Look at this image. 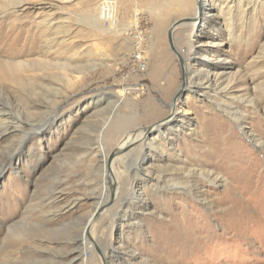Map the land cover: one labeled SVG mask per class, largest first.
Listing matches in <instances>:
<instances>
[{
	"label": "rangeland",
	"instance_id": "rangeland-1",
	"mask_svg": "<svg viewBox=\"0 0 264 264\" xmlns=\"http://www.w3.org/2000/svg\"><path fill=\"white\" fill-rule=\"evenodd\" d=\"M205 1L0 0V36L29 45L0 52V264H264V0ZM200 64L216 92L185 88ZM170 118L86 242L109 152Z\"/></svg>",
	"mask_w": 264,
	"mask_h": 264
},
{
	"label": "bare ground",
	"instance_id": "bare-ground-1",
	"mask_svg": "<svg viewBox=\"0 0 264 264\" xmlns=\"http://www.w3.org/2000/svg\"><path fill=\"white\" fill-rule=\"evenodd\" d=\"M205 2L206 3L204 5L202 14H208L209 13L208 10L211 9L213 4L215 5L217 1L216 0H206ZM115 13H116V11L114 10V5H107V7H104V13H103L104 18H103V20L105 19L106 22L109 24L111 22L112 18L115 17ZM200 13L201 12H199L198 9H195V14H194L195 18L194 19L196 20V22L193 23L194 28L198 22L196 17H198ZM176 22H178V21H176ZM175 23L172 25V27L169 31L170 37L175 35V31H176L175 30L176 29ZM135 25H137V24H135ZM12 35H14V34L10 33V34H5V35L0 36V52L4 51V52H7L9 56H15V57L28 52V48H29V45L27 44L28 40L24 39L21 35H17V34L15 36H12ZM141 38H143L142 34L137 33V36H136L137 41L139 40V42H140V40H142ZM21 41H24V43H22ZM173 48H174V46H173ZM176 49H175V52L178 53ZM145 58L146 57H144V56H141L140 59H139V57H137L139 67H141V64L145 60ZM184 58H185V60H184L185 65L189 69L191 66L190 57L185 56ZM28 63L29 62H26V64H23V62H19L18 66H25ZM5 65H12V62L6 61ZM201 65H203V64H200V66ZM200 68L201 69H194L193 73H194V75H199V77L200 76L201 77L198 80L194 77H190L188 79L186 85H185V88L190 89L191 87H195V88H197V91H203V89L205 90L207 88H212L213 92H216V89H214V88H216V86H217L216 85L217 79L214 77H211L210 74L204 73V71H202L203 66H201ZM141 90H143V89H141ZM141 90L139 91V89H138V91H136L135 88H132L130 91L118 90L117 92H115V96L119 99L127 98L132 93H135V92L139 93V92H141ZM171 119L172 118H170L169 120H167L165 122H163L164 120H162L161 123L158 122L157 124L155 123L153 125L145 127L144 129L141 128V130L133 131L132 133L127 134L118 143V145L109 152V154L107 155V159H106V162L108 164H110V168L105 175V178L107 179V182L105 183L106 192H105V195L103 196L102 200L99 203L97 202L95 214L92 217H90L88 220V223L86 225V228H87L86 234L84 231V240L86 242H88V239L89 240L92 239L93 241L95 240V238H94V225H95L96 221L100 218L102 213L104 211L106 213H109L111 211L110 209H112L113 206L116 205L117 203H119V205L121 204L123 207L125 205V203H127V201L133 195L134 189H133V184H131L129 189L126 191V194L124 195V197L121 196V192H122L121 190L122 189H121V186L119 183L120 181L118 180L119 175H118V172L116 170L117 164L121 163V170L123 172L126 171L127 168L124 166V164H125L127 155L131 154L130 151L133 150L134 148H137L138 146L142 148L143 146L146 145V143H148L149 145H152L153 144L152 142L154 140L151 136L152 132H155L156 130L159 131L162 128L163 124L168 123L169 121H171ZM16 129H17V127H8L4 132L9 133V135H15L17 133ZM145 160H146V158H145ZM145 160H144V162H145ZM204 174H206L207 178H209L213 182H217V181H220V179H222V178L218 177L219 176L218 174H216L214 171H211V170L205 171ZM126 176H127V174H126ZM149 179L150 178H148L147 182L149 181ZM115 185L117 186V190H116V193L111 197L108 193V190H109L108 188L110 186H115ZM99 198H100V196H99ZM111 203H112V205L109 207V205ZM130 204H132V203H130Z\"/></svg>",
	"mask_w": 264,
	"mask_h": 264
},
{
	"label": "water",
	"instance_id": "water-1",
	"mask_svg": "<svg viewBox=\"0 0 264 264\" xmlns=\"http://www.w3.org/2000/svg\"><path fill=\"white\" fill-rule=\"evenodd\" d=\"M179 21H180V20H179ZM179 21H178V22H179ZM178 22H176L175 24H177ZM109 162H110V161H109ZM109 166H110V164H109Z\"/></svg>",
	"mask_w": 264,
	"mask_h": 264
}]
</instances>
